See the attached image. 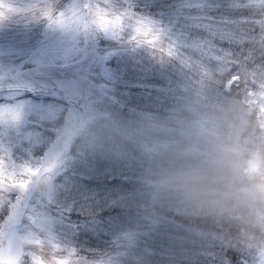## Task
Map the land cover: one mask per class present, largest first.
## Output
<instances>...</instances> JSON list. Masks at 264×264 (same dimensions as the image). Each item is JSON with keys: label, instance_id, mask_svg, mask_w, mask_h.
<instances>
[{"label": "rangeland", "instance_id": "rangeland-1", "mask_svg": "<svg viewBox=\"0 0 264 264\" xmlns=\"http://www.w3.org/2000/svg\"><path fill=\"white\" fill-rule=\"evenodd\" d=\"M165 1L168 0H156L152 4L153 10L157 6H165ZM141 2L151 4L152 0ZM133 3L134 0H104L102 5H97L93 0H0V28L28 24L41 27V19L46 17L47 22L42 29L52 24L60 28L79 27L86 30L95 27V11L96 15H100L101 31L110 30L119 36L132 29L145 35L148 25L133 13ZM84 7L89 9L87 13L82 11ZM59 8H64V11L54 14ZM102 9L109 10L114 19L105 20ZM136 41L127 42L132 47ZM139 47L143 49V43L133 48ZM123 59V56L119 59L116 57L109 62L108 67L118 69V72L104 78L106 86L102 94L86 88L71 87L63 93H55L56 99L43 97L46 102L32 108L0 105V245L37 172L50 165L63 142L74 136L61 164L39 181L26 210L20 230L25 247L23 264H123L126 253L130 252L132 231L125 229L124 215H119L121 212L111 213L113 206L117 204L124 208L128 201L123 192L124 184L116 183L112 194H117L111 198L109 180L101 186H89L88 182L96 175L93 174L94 169L89 172L91 169L85 163L88 159L96 160L97 167L105 173L109 163L105 157L93 159L87 151L101 153L113 147L125 133L123 129L102 132V127L117 123H107L104 116L116 118L123 112L117 108L107 110V106L112 104L109 101L115 100L112 95L115 83L126 75L122 67ZM131 67L139 71L137 63ZM75 72V69L69 70L70 75ZM254 79L258 89L249 93L248 102L258 107L264 104V72L255 75ZM194 80L189 81L194 83ZM180 87H183L181 82ZM170 89L171 86H166L164 90ZM173 89L179 90L177 84ZM116 96L119 98L120 92ZM123 156L132 163L135 160L132 151L124 152ZM10 193L15 194L14 199ZM75 202H78L79 207L71 212ZM97 203L102 206L95 208L101 213L99 217L96 215L93 220H89L80 215ZM108 225L117 226L115 234L109 232L106 228ZM78 231V235L85 232L90 239L94 238L90 242L93 245L99 243L100 239L104 242L92 249L87 246L89 242H85L84 237L79 244L75 243L74 236L72 239L71 236ZM84 256L98 259L85 261Z\"/></svg>", "mask_w": 264, "mask_h": 264}, {"label": "snow or ice", "instance_id": "snow-or-ice-1", "mask_svg": "<svg viewBox=\"0 0 264 264\" xmlns=\"http://www.w3.org/2000/svg\"><path fill=\"white\" fill-rule=\"evenodd\" d=\"M155 2L134 0L132 4L133 13L148 25L145 35L151 33L149 40H137L136 45H166L161 51L168 59L159 63L178 64L187 81L203 70L239 79L249 68L264 66V0H171L154 11ZM154 41L159 43L153 45ZM125 54L136 56L124 35L96 27L84 30L49 24L42 29L28 24L0 28V105L32 108L46 102L43 97L56 99L55 93L71 87L102 94L104 78L118 72L108 67L109 62ZM70 69L76 70L74 75ZM9 195L15 198L14 193ZM78 207L75 202L70 211ZM135 225L139 227L140 221ZM145 237L160 242L176 239L168 227L149 230ZM202 246L206 255L215 257L213 264H254V254L239 248ZM152 255V249L140 240L127 259L129 264H151Z\"/></svg>", "mask_w": 264, "mask_h": 264}, {"label": "clouds", "instance_id": "clouds-1", "mask_svg": "<svg viewBox=\"0 0 264 264\" xmlns=\"http://www.w3.org/2000/svg\"><path fill=\"white\" fill-rule=\"evenodd\" d=\"M93 2L102 5L104 0ZM101 14L107 21L114 19L107 9ZM93 16L99 29L100 15L94 11ZM46 22L42 17L41 27ZM124 38L147 41L151 33L129 29ZM164 46L148 45L156 50L157 60L167 61L166 54L159 55ZM213 75L214 86L224 96L231 97L232 89L240 86L241 78L229 79L215 70ZM142 124L153 151L147 172L137 177L130 193L129 206L138 214L167 206L168 211L179 209L178 214L207 220L221 229L225 243L237 242L239 249L254 254V264H264V104L241 113L230 100L196 97Z\"/></svg>", "mask_w": 264, "mask_h": 264}, {"label": "trees", "instance_id": "trees-1", "mask_svg": "<svg viewBox=\"0 0 264 264\" xmlns=\"http://www.w3.org/2000/svg\"><path fill=\"white\" fill-rule=\"evenodd\" d=\"M170 2L171 0L165 1L164 5ZM134 51L136 52L135 57L123 55L122 67L126 75L115 83L114 91L112 92L115 100L118 98L116 96L117 92H120V96L118 101L113 99L109 101L112 104L107 106V110L110 108L122 109V115L116 118L112 115L104 116L107 123L111 121L117 123L102 127L104 128L102 132L123 129L125 133L115 142L113 147L101 151V153L97 154L87 151L91 158L99 159L105 157V161L109 162L106 166V172L103 173L97 167L96 160H86L85 163L88 169H91L89 172H92V169H94L93 174L96 175V177L93 175L90 180L91 182H88L89 186H101L106 180H109L108 187L111 198H114L117 194H112L115 191L116 183H122L125 186L123 192L126 194V200L128 201L125 202L124 208L115 203L116 206H113L111 209V213L113 214L121 212L119 215H124L125 229L132 231V240L129 246L130 252L126 253L127 256L125 261L123 260V264H129L127 257L131 255V248L140 240H143L144 244L148 248H151L154 253L150 258L151 264H213L215 257L206 255L202 244L207 246L224 244L239 248V245L235 241L225 243V237L221 234V229L216 225L207 220L193 219L186 215L178 214L179 209L177 212L168 211L167 206L151 213L144 212L142 214H138L129 206L130 193L137 186V177L147 172L149 166L148 157L153 151L152 141L147 134V130L143 127L142 121L147 117L151 119L154 116H163L173 107L182 108L196 97H201L208 101L219 99L230 100L241 113H246L249 109H255L256 106L248 103V93L254 89H258V83L254 79V76L262 74L264 66L258 65L249 68L242 75L240 86L233 88L232 96L227 97L214 86L213 70L202 71L195 78L194 83H191L193 81L190 82L185 79L178 64L168 63L161 65L154 55L156 50H150L148 44L143 43V49L139 47L135 48ZM159 55H164V53H159ZM133 63L138 64L139 71L132 69L131 65ZM250 75L252 77H249ZM180 82L183 84L182 88L180 87ZM176 84L179 89L177 91L173 89L176 88ZM166 86H171V89L164 90ZM129 123L131 124L130 126L128 125ZM126 151L134 152L135 160L133 163L128 157L123 156V153ZM91 166L93 167L91 168ZM99 171L100 174H97ZM85 187L87 189V185ZM99 191L102 192L101 190ZM98 206L102 207L100 203H97L94 207L81 212L80 215L93 220L96 215L98 217L101 215L95 209ZM136 220L140 221L139 227L135 225ZM162 227H168L176 239L174 241L165 240L160 242L156 239L145 237L147 231ZM106 228L109 229L111 234H115L117 226L108 225ZM78 233L79 231L75 234L73 233L71 239L74 236V242L79 244L81 238L84 237L86 240H83L89 242L87 246L90 249L104 242L103 239H100L99 243L93 245L90 242L94 238L90 239L85 232L80 235Z\"/></svg>", "mask_w": 264, "mask_h": 264}, {"label": "water", "instance_id": "water-1", "mask_svg": "<svg viewBox=\"0 0 264 264\" xmlns=\"http://www.w3.org/2000/svg\"><path fill=\"white\" fill-rule=\"evenodd\" d=\"M72 138L73 136L63 142L61 147L56 152L51 164L43 167L36 174V177L30 189L28 190L22 203L18 207L9 230L0 245V264H19V261L24 253V244L20 236V227L22 225L25 212L30 204L39 181L41 180L43 175L52 172L60 164L62 158L65 155V152L70 147Z\"/></svg>", "mask_w": 264, "mask_h": 264}]
</instances>
